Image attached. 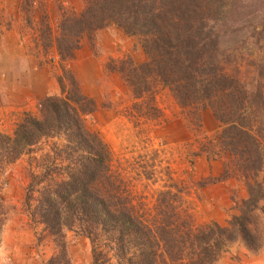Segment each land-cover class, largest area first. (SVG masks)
Masks as SVG:
<instances>
[{"label":"rangeland","instance_id":"374dc122","mask_svg":"<svg viewBox=\"0 0 264 264\" xmlns=\"http://www.w3.org/2000/svg\"><path fill=\"white\" fill-rule=\"evenodd\" d=\"M213 2L220 11L209 12L208 24L218 34L221 65L252 93L247 109L264 146V103L259 109L254 95L260 89L264 100V0ZM85 6L84 0H0V132L12 135L25 113L38 116L40 100L65 94L58 79L68 86L72 76L95 103L85 125L111 152L110 190L128 194L146 213L158 212L157 198L168 193L170 203L160 206L168 220L182 213L194 224H226L247 191L239 174L226 169L228 154L217 146L219 122L208 108L199 121L190 117L157 80H146L145 89L140 83L142 93H134L123 72L148 59L143 36L115 24L90 34L84 29L77 48L62 57L54 41L59 20ZM44 33L52 39L48 47ZM65 146L63 135H48L12 161L0 153V264H45L56 252L53 236L31 212L39 188L66 177ZM65 244L66 264H119L103 240H96V261L89 239L79 232L66 231ZM213 264H264V235L257 250L230 243Z\"/></svg>","mask_w":264,"mask_h":264},{"label":"trees","instance_id":"16d2710c","mask_svg":"<svg viewBox=\"0 0 264 264\" xmlns=\"http://www.w3.org/2000/svg\"><path fill=\"white\" fill-rule=\"evenodd\" d=\"M84 1L82 12L63 14L59 20L58 36L53 39L59 54L64 57L76 49L84 29L90 34L111 23L126 34L143 36L148 59L139 66L127 65L125 80L134 93H142L140 83H145V89L146 80H157L197 121L201 110L210 109L220 124L217 146L228 154L226 169L232 167L239 174L247 194L226 224L198 225L182 213L168 220L160 207L169 202L164 192L155 202L158 212L139 209L128 194L110 190L115 184L111 152L85 125L84 116L96 108L94 101L81 92L74 77L68 86L59 78L65 94L42 98L39 115L25 113L12 135L0 132V153L8 161L44 136L63 135L66 141V177L40 187L31 212L58 247L45 264L69 262L68 230L89 239L94 261L96 240L108 242L119 264H213L234 241L259 249L264 235L260 218L264 217V146L247 109L252 93L221 65L218 34L208 24L209 12L220 11L214 0L206 4L204 0ZM42 37L44 47L50 46V36ZM254 95L259 104L264 103L260 89Z\"/></svg>","mask_w":264,"mask_h":264}]
</instances>
